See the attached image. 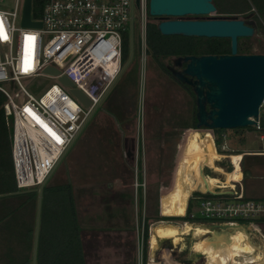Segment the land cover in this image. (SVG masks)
<instances>
[{"label": "rangeland", "instance_id": "obj_1", "mask_svg": "<svg viewBox=\"0 0 264 264\" xmlns=\"http://www.w3.org/2000/svg\"><path fill=\"white\" fill-rule=\"evenodd\" d=\"M213 1L219 8L226 10L244 4L243 0ZM241 2L243 3L240 4ZM261 17L255 15L253 18L256 23L253 37L238 39V53H264V22L261 21H264V13ZM137 20L138 11L135 10L132 33L129 25L124 37L128 59L122 65L126 66L132 50L130 63L57 165L48 184H70L74 191L77 189L76 196L81 202L82 210L84 207L90 210L86 217L87 220L93 218V221L89 225L97 227L99 232L90 241V248L87 247V264H132L133 260L136 264H142V231L138 226L140 218L145 216L151 217L148 220L146 264H184L185 261H191L189 264H209L205 255L196 256L201 254L195 246L199 238L192 234L182 236V240L176 245L166 240L154 252L150 248L151 229L159 223L180 228L189 223L209 229L211 225H215L212 224L215 220L201 218L197 212L198 203L194 200L190 202L195 207L193 222H185L182 219L184 216L173 214V204L179 192L178 175L182 163L192 151V135L194 132L204 138L206 135L199 131L202 129L184 127L190 126L192 122L193 98L168 73L161 70L146 51L143 61ZM165 64L170 65V62L166 61ZM24 84L32 95L38 97L52 83L45 78H36ZM125 121L134 123L124 127L128 137L124 147L120 145L118 149L122 139L120 128ZM114 132L117 135L115 139ZM225 135L230 148L236 153L232 157L238 156L237 152H259L264 148V141L260 140L261 133L255 130L244 129L237 134L235 130H226ZM217 147L215 152L220 157H227ZM128 151L133 152L130 160L126 157ZM241 162L239 167L242 182L237 188L242 187L247 199L264 201V155H246ZM216 163L222 169L221 173L213 172L212 168L204 164L203 175L218 177L220 182H224L226 177V180L231 181L227 174L233 172L235 167L231 165L230 159L223 157L216 160ZM110 187L117 191L115 194H119V205H125L118 221L109 220L110 215L102 203V197L108 196ZM83 192L85 195L99 194L96 206L89 207L87 204L90 200L85 196L79 198ZM203 198L234 203L233 197ZM162 217H181V220H160ZM85 219L83 218V222ZM233 220L239 222L241 219ZM217 221L222 222L223 219ZM128 228H133L134 232ZM246 233L250 241L264 253V225L246 227ZM87 238L89 240L90 236Z\"/></svg>", "mask_w": 264, "mask_h": 264}, {"label": "built area", "instance_id": "obj_2", "mask_svg": "<svg viewBox=\"0 0 264 264\" xmlns=\"http://www.w3.org/2000/svg\"><path fill=\"white\" fill-rule=\"evenodd\" d=\"M22 8L23 0H0V93L5 98L2 111L11 130L16 186L26 189L40 188L50 178L121 75L124 37L129 25L132 33L135 10L144 61L149 19L148 0H139L137 7L135 0H45L38 19L33 17L31 3V21L41 23L40 28L22 25ZM36 78L52 83L38 97L24 84ZM62 78L71 86H66ZM73 90L89 100L88 108L73 95ZM251 120V128L260 132V140L264 141V98L257 118ZM199 131L210 138L216 151L214 131ZM217 149L235 167L231 156L235 150L230 148L226 135ZM246 155H264V148L241 152L238 166ZM240 168V180L232 181L228 187L213 188L214 195L191 192L185 209V213L188 207L192 211L189 218H195V207L190 203L194 200L199 216L215 220L212 224L244 228L264 225V201L247 199L242 187L237 188L242 182ZM203 196L233 197L234 203Z\"/></svg>", "mask_w": 264, "mask_h": 264}, {"label": "trees", "instance_id": "obj_3", "mask_svg": "<svg viewBox=\"0 0 264 264\" xmlns=\"http://www.w3.org/2000/svg\"><path fill=\"white\" fill-rule=\"evenodd\" d=\"M243 1L244 4L241 2L240 4L242 5L240 7L228 10L219 8L213 1L216 6V12L211 17L246 19L252 13L259 16V18L262 16L264 13V0ZM44 3L45 0H32V14L35 19L40 17ZM260 12L262 13L261 15L259 14ZM148 19L149 22L146 27V54L151 55L157 66L166 73L169 72L166 69L167 64L165 62L169 61L171 64V61L175 58L186 56L199 57L203 55L220 56L230 53V42L228 39L162 36L157 31L156 23L153 22L154 20L149 15ZM261 21L262 23L264 22L263 20ZM242 50L244 51L245 49ZM239 54L247 53L242 52ZM127 59V50L123 48V63ZM187 89L189 90L188 87ZM4 101L5 98L0 93V195L15 191L13 168L9 159L10 142L6 118L2 111ZM131 123L134 122L125 121L122 123V127L120 128L122 139L119 141L118 149L120 145L126 144L128 136L125 133L128 132L125 131L124 127H128L129 124L132 125ZM196 124L195 110H193L190 126L184 127L197 129ZM244 129L253 131L251 127L238 128L235 129V134L242 132ZM214 133L217 136L216 141L219 145L222 142L223 135L226 134V130H214ZM113 134V139L117 138L115 132ZM237 154L240 155L241 153L237 152ZM119 160H121V157H119ZM138 179H141L140 176ZM118 195L115 194L114 197L109 195L102 197V203L110 215L109 220L115 219L118 221L123 215L122 208L125 205H119L121 202L118 199ZM82 196L90 200L87 204L89 207L93 208V206H96L95 202L97 198L95 196L91 194L85 195L84 192L82 195H79V198ZM37 198V190L31 189L30 192L17 197L18 203L14 205L15 208L13 210L9 213L0 214V264H32ZM87 210L89 208L86 207L82 210L81 202L78 200L76 192L70 184H47L44 186L41 195L36 264H87V247L90 248L91 240L96 238L99 232L97 227L89 225V222L93 221V218L89 220L85 219L83 222L82 213H86ZM191 212L190 207H188L186 215L182 218L185 222H193L189 218ZM150 219V216H145L139 220L138 227L142 231V264H146L149 239L148 220ZM160 220H181V217H162ZM15 226L17 231L13 233V227L15 228ZM128 229L134 232L133 228ZM87 232L90 234H87ZM88 235L90 236L89 240H87ZM13 236L19 242L17 245H2L5 239ZM134 261L132 264H136Z\"/></svg>", "mask_w": 264, "mask_h": 264}, {"label": "water", "instance_id": "obj_4", "mask_svg": "<svg viewBox=\"0 0 264 264\" xmlns=\"http://www.w3.org/2000/svg\"><path fill=\"white\" fill-rule=\"evenodd\" d=\"M31 3L32 0H23L22 25L40 28L41 23L31 21ZM138 4L139 0H135L136 7ZM215 12L213 0H148V15L156 23L160 35L228 39L230 42L229 54L186 56L171 61L172 76L188 84L195 95L196 128L214 131L251 127L254 125L251 118H257L264 98V55L239 54L237 45L239 38L254 36L255 14L252 13L246 19L211 17ZM187 17L196 19H184ZM131 59L132 50L126 66ZM61 80L66 86H71L66 78ZM72 93L85 107H89V100L81 92L73 90ZM126 157L132 158L133 152L128 151ZM45 183L39 188L32 264H36L41 195ZM200 193L215 194L207 188L200 190ZM219 227L225 226L211 225L209 229ZM196 256L200 257L201 254ZM189 263L191 261L184 262Z\"/></svg>", "mask_w": 264, "mask_h": 264}, {"label": "bare ground", "instance_id": "obj_5", "mask_svg": "<svg viewBox=\"0 0 264 264\" xmlns=\"http://www.w3.org/2000/svg\"><path fill=\"white\" fill-rule=\"evenodd\" d=\"M210 138L202 137L198 132L192 135V151L185 158L178 175V196L173 204L175 216H184L187 199L193 191H203L205 188L212 190L215 187L229 186V181L221 183L218 177L202 175L203 165L206 164L217 174L222 169L216 160L221 159L212 147ZM241 157L233 156L232 162L235 170L231 173V181H239L241 174L238 160ZM207 175V174H206ZM228 176V177H229ZM215 229H205L185 223L182 228L172 224H157L150 233V248L154 252L161 242L172 241L176 245L182 240V236L194 235L199 240L196 249L205 255L209 264H264V253L261 248L250 241L246 228L238 225H224ZM191 237V236H190ZM261 242V241H260ZM263 247V246H262Z\"/></svg>", "mask_w": 264, "mask_h": 264}, {"label": "crops", "instance_id": "obj_6", "mask_svg": "<svg viewBox=\"0 0 264 264\" xmlns=\"http://www.w3.org/2000/svg\"><path fill=\"white\" fill-rule=\"evenodd\" d=\"M6 124H7V132H8V137H9V142H10V154H9V159L11 160V163H12V158H11V138H10V136H11V130H10V126H9V124L7 123V120H6ZM203 135V134H202ZM207 137V136H206ZM212 147H213V145H212ZM213 150H214V147H213ZM214 152H215V150H214ZM216 153V152H215ZM217 154V153H216ZM224 157V156H223ZM224 159H225V157H224ZM12 168H13V164H12ZM213 171V170H212ZM214 172V171H213ZM231 173H228L227 174V176L228 175H230ZM13 177H14V172H13ZM51 177V176H50ZM226 179H227V177L225 178V181L224 182H226ZM49 180V179H48ZM48 180L46 181V183H45V185L44 186H46L47 184H48ZM224 182H221V183H224ZM232 181H229V184L231 183ZM14 185H15V191H13V192H11V193H8V194H3V195H0V214L1 213H9L11 210H13L15 207H14V205L16 204V203H18L17 202V197L18 196H22V195H24V194H26L27 192H30V190L31 189H36L37 190V192H38V198H37V205H36V218H37V210H38V200H39V188H26V189H19V188H17V186H16V182H15V178H14ZM223 186V185H222ZM223 187H226V186H223ZM44 188V187H43ZM78 189H80V188H78ZM119 189H120V187L118 188V191H119ZM77 190V189H76ZM76 190H75V192H76ZM107 192H109L107 195H109V196H111V197H114L115 196V192H117V191H115V189H113V188H109V190L107 191ZM93 196H95V197H98L99 196V194H95V195H93ZM98 201V200H97ZM97 201L95 202V204H97ZM149 202H150V198H149ZM90 210H87V212L86 213H82V218H86V220H87V215H89L88 214V212H89ZM162 211V210H161ZM95 212L93 211V214H94ZM24 215V214H23ZM36 218H35V228H36ZM17 223V222H16ZM17 228H16V226H15V228L13 227V233H15V231H17L16 230ZM34 241H35V238H34ZM17 243H19L18 242V240L15 238V236H13V237H11V238H8V239H5L3 242H2V245H6V244H12V245H17ZM33 250H34V247H33ZM32 259H33V257H32Z\"/></svg>", "mask_w": 264, "mask_h": 264}, {"label": "flooded vegetation", "instance_id": "obj_7", "mask_svg": "<svg viewBox=\"0 0 264 264\" xmlns=\"http://www.w3.org/2000/svg\"><path fill=\"white\" fill-rule=\"evenodd\" d=\"M184 19H196V18H184ZM197 19H199V18H197ZM237 51H238V45H237ZM172 64H170V65H166V69L168 70V74L171 76V78L173 79V81L174 82H176L185 92H187V94L188 95H190L192 98H193V102H194V108H193V110H195V115H196V105H195V102H196V98H195V95H194V93H193V91H192V88L188 85V84H186V83H181V82H179L178 80H176L173 76H172V74H171V70H172ZM175 70H177V71H180V70H182V69H178V68H174ZM187 87L189 88V90L187 89ZM206 110H208V107L206 106Z\"/></svg>", "mask_w": 264, "mask_h": 264}]
</instances>
